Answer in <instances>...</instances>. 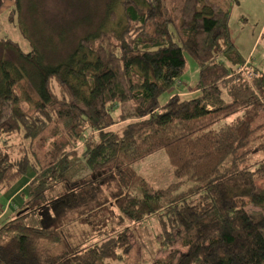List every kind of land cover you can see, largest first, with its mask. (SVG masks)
I'll return each instance as SVG.
<instances>
[{"label": "trees", "instance_id": "obj_1", "mask_svg": "<svg viewBox=\"0 0 264 264\" xmlns=\"http://www.w3.org/2000/svg\"><path fill=\"white\" fill-rule=\"evenodd\" d=\"M45 2L14 0L30 50L0 42V134L22 129L24 140L41 139L38 126L52 118L63 133L51 135L47 150L35 146L32 161L27 152L15 162L8 148L0 150V192L35 173L23 207L0 223V264L118 259L116 251L129 248V225L151 217L161 225L162 246L172 247L155 264H264V73L252 66L253 88L230 76L227 67L244 61L225 38L224 63L219 55L220 5ZM48 7L58 13L46 16ZM184 52L198 66V91L170 97ZM129 102L125 116L119 108ZM158 149L177 179L164 188L131 169ZM110 223L120 234L91 242ZM76 225L86 236L77 244Z\"/></svg>", "mask_w": 264, "mask_h": 264}, {"label": "rangeland", "instance_id": "obj_2", "mask_svg": "<svg viewBox=\"0 0 264 264\" xmlns=\"http://www.w3.org/2000/svg\"><path fill=\"white\" fill-rule=\"evenodd\" d=\"M214 3H218L220 7L222 8V14L218 18V20H221L223 25L225 26V30L223 31V37L219 40L220 43L223 44L224 48H220V56H222L221 59H223L224 63V56L226 52H228V39L231 42L232 45H236L240 51L242 57H244L246 51L251 46L252 41V32L255 31L257 20L260 18V7L256 8L257 16L253 17V10L248 6L247 2L242 4L241 10L247 15L248 19L241 20L239 16L242 14L238 12V9L234 8V11L232 15L229 16V12L226 13L228 8V2L227 0H211ZM49 0H47L48 4ZM13 4L14 0H0V42L11 41L15 44H18V47L20 48L23 53H26L30 50L29 44L26 42V40L23 39L17 23V15L13 12ZM43 5L40 4V8ZM47 14L46 16H54L56 13H58L57 10L48 7L47 8ZM41 13V11H40ZM43 18V17H42ZM47 19V18H46ZM48 21L54 23V21L47 19ZM55 24V23H54ZM48 29L49 26H46ZM227 32V35H226ZM225 34V35H224ZM228 36V37H227ZM225 38V40L223 39ZM227 41L224 42L222 41ZM254 54L252 58L248 60L251 65L254 67H257L264 71V51L261 46L255 47L253 50ZM184 56V68L182 70L181 76L179 77V83L175 86L173 91H178L181 93H185L187 91H195L198 87L199 83V76H198V66L196 62L192 59L190 55H188L186 52L183 53ZM245 63V62H244ZM242 64L240 66H234L236 68L233 72H230V76L234 78H240L243 80L245 76H248L251 71H254L248 64ZM227 64V63H226ZM230 66V65H229ZM248 70V71H247ZM245 72H248L247 75ZM255 72V71H254ZM251 83V82H250ZM53 92L60 97L61 92L59 89L53 85L52 86ZM169 92V93H170ZM168 94V93H166ZM165 94L160 96L159 104L162 106L165 102ZM24 106V107H23ZM23 110H27L26 104H23ZM131 102L126 103L124 106L119 108V112H122L125 116H129V112L131 109ZM24 110V111H25ZM27 114L29 115H35L34 110L32 107L28 106ZM133 121V118H128L124 122H120V120L115 122V125L123 126L125 123ZM41 130V139H35L33 141L30 140H24V132L22 129H17L14 132L9 133V136H6V134L2 133L0 134V150H4L7 152V148L9 149V155L10 159L12 161L17 162L21 159L22 155L27 152L28 158L32 161V149H34L35 146H39L41 150H47L49 149L52 141L54 140L53 137H51L52 134L57 135L58 138L62 136L63 128L61 125H56L55 118L50 119L45 125H39L38 126ZM116 126H113L112 129H116ZM119 132V130H117ZM53 135V136H54ZM7 139H4V138ZM10 160V161H11ZM11 161V162H12ZM131 169L134 172V174L138 178H142L144 181L148 183V185L154 187V188H164L168 185H170L172 182H176L177 179L174 176V167L171 163L168 154L166 150L164 149H158L154 151L153 153L147 155L143 159H140L136 162H134L131 165ZM23 184H27L29 182V179H31L32 174L30 171H28L27 175L23 176ZM24 185L20 186L21 188L13 199L15 200V203L20 204L23 203L18 207V209L14 211H6L11 216L15 214V212L19 211L25 202V198L27 193H25ZM11 190V189H10ZM24 190V191H23ZM12 191V190H11ZM20 196V198H19ZM22 198L24 201H22ZM13 199L7 204V209H10L13 205ZM3 200L0 199V209L3 208ZM249 212L253 213V215L256 218H260L261 214L251 208L248 207L247 209ZM0 215V220H1ZM165 230H170L169 225L166 224L164 226ZM100 232L98 235L99 237H91L90 240L93 243H99V239L101 238V241H104L112 236H116V231L118 230V234L121 232V228L117 229V227H114L112 223L108 224V226ZM126 236H128L129 240V248L126 252H122L121 250L116 251V255H120V257L117 259H106L102 263L99 264H155L156 261L163 260V258L167 255V252L172 248L170 245H166V247H163L161 244L162 240V228L159 223V221L155 217L148 218L146 220H143L139 223L130 224L127 232L125 233ZM91 235V234H90ZM74 240H76V244L79 242H82L86 236L85 233L81 234V228L76 225L74 231H73ZM76 236V238H75ZM88 241L87 244H93Z\"/></svg>", "mask_w": 264, "mask_h": 264}, {"label": "crops", "instance_id": "obj_3", "mask_svg": "<svg viewBox=\"0 0 264 264\" xmlns=\"http://www.w3.org/2000/svg\"><path fill=\"white\" fill-rule=\"evenodd\" d=\"M245 1L247 2L248 6L251 8V10H253V17H256L257 16V13H256V8L260 7V18L257 20V24H256V28H255V31L252 32V41H251V46L250 48L246 51L244 57H242L241 55V51L240 49L234 45L236 47V51L238 52V54L240 55V58L244 61V62H248V60L250 58H252L254 52V48L258 47V46H261L263 48V51H264V0H227L228 2V8H227V11L226 13L229 12V16L232 15L233 11H234V8L238 9V12H243L241 10V6L243 3H245ZM242 15L239 16L241 20H246L248 19L247 15H245V13H241ZM217 26L218 27H222L224 30H225V26L223 25L222 21L221 20H218L217 19ZM226 31V30H225ZM226 35H227V32H226ZM228 37V36H227ZM229 41V39H228ZM229 43L231 44V42L229 41ZM232 45V44H231ZM250 64V62H249ZM251 65V64H250ZM253 66V65H251ZM257 68V67H256ZM259 69V68H258ZM261 70V69H260ZM264 73V71H263ZM196 91H192V92H178V91H174L173 93H168V95L171 97L174 95V93H178L179 96H184V95H191L193 93H195ZM173 94V95H172ZM176 95V94H175ZM20 189H17L16 193L12 192L11 190H3L0 192V199L3 200V208H5V206H7V204L15 197L17 196L18 192H19ZM23 203L21 202L20 204H17L15 203V200L13 199V205L11 206L10 209H7L5 211H3L0 215H2L4 212L6 211H14L16 209H18V207L20 205H22ZM1 208V209H3Z\"/></svg>", "mask_w": 264, "mask_h": 264}, {"label": "bare ground", "instance_id": "obj_4", "mask_svg": "<svg viewBox=\"0 0 264 264\" xmlns=\"http://www.w3.org/2000/svg\"><path fill=\"white\" fill-rule=\"evenodd\" d=\"M231 47H232V49H236V47L234 46V45H231ZM246 63V62H245ZM244 63V64H245ZM246 64H248L249 66H250V68H252V66L249 64V62H247ZM246 64H245V66H246ZM228 68V71L229 72H233L236 68H234V67H232V66H229V67H227ZM248 71V70H247ZM260 71H262V70H260ZM263 72V71H262ZM247 73L248 72H245V74L247 75ZM258 77V73H256V72H254V71H251L250 72V74H248V76H245L244 78H243V80L251 87V88H253V81L256 79ZM251 82V83H250ZM180 84V83H179ZM177 85V84H176ZM174 88H175V86H174ZM173 88V89H174ZM196 92L198 91L197 89L195 90ZM189 92H192V91H189ZM195 92V93H196ZM175 94L176 93H174V95L173 96H175ZM194 94V93H193ZM193 94H191V95H193ZM173 96H171V97H173ZM177 96H179V94H177ZM28 171H30L31 172V174H32V177H31V179H29V182L25 185V184H23V178L24 177H22L21 179H17L14 183H11V184H8V187L9 188H7L8 190H12V192H14V193H16V191H17V189H21V188H19L20 186H22V185H24V188L22 187V189H24L23 191L25 192V193H27L28 192V187H29V184L32 182V180L34 179V177H35V173H34V171H32V170H28ZM28 171H27V174H28ZM26 174V175H27ZM19 198H20V196H19ZM22 201H24L23 200V198H22ZM5 210H7V206H5V208H3V209H0V214L3 212V211H5ZM13 220V217L9 214V213H7V212H4L3 214H2V216H1V220H0V223H3L4 222V224L5 223H8V222H10V221H12Z\"/></svg>", "mask_w": 264, "mask_h": 264}]
</instances>
